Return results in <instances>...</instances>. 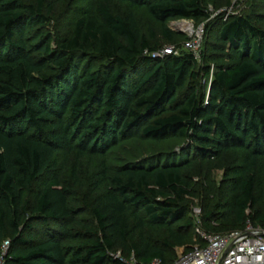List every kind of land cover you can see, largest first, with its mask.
Instances as JSON below:
<instances>
[{
	"label": "trees",
	"instance_id": "16d2710c",
	"mask_svg": "<svg viewBox=\"0 0 264 264\" xmlns=\"http://www.w3.org/2000/svg\"><path fill=\"white\" fill-rule=\"evenodd\" d=\"M26 1L0 0V244L11 241L6 264H127L116 258L119 252L139 264H168V252L186 243L193 226L183 205L190 159L231 150H252L253 164L264 158V29L251 16L226 22L218 39L230 47L229 62L203 66L202 76L191 53L153 58L161 49L153 32L146 36L133 15H116L107 2L81 16L54 48L51 34L34 29L46 25L53 5ZM120 1L166 23L206 22L214 0ZM164 34L173 42L170 30ZM210 77L209 93L199 94L201 79ZM141 127L149 139L179 136L189 145L179 157L125 165L113 179L117 194H99L87 206L92 222L74 220L70 192L52 173L57 153L100 136L103 143L92 152L104 155ZM249 171L232 185L229 205L237 223L258 203ZM128 205L177 231L159 246L132 243ZM250 218L264 226L263 215ZM228 230L207 226L209 233Z\"/></svg>",
	"mask_w": 264,
	"mask_h": 264
},
{
	"label": "rangeland",
	"instance_id": "374dc122",
	"mask_svg": "<svg viewBox=\"0 0 264 264\" xmlns=\"http://www.w3.org/2000/svg\"><path fill=\"white\" fill-rule=\"evenodd\" d=\"M26 2L35 4L36 0H27ZM105 2L109 4L112 12L116 15L123 18L133 15L142 33L146 36H150V33L153 32L155 43L161 47L160 51L168 50L170 46L182 48L192 35L193 29L204 26L202 43L199 48L200 57L197 59L201 68H196V71L202 72V76L203 66L214 68L218 64L229 62L230 47L222 45L218 39L220 30L226 22L237 16H251L254 25L264 29V0H214L206 6L209 14V20L206 22L172 19L166 23L154 20L145 8H136L130 3L120 0H50L53 12L51 15L47 14L49 21L46 25L34 29L40 34L45 32L51 34L53 47L56 48L69 36L75 22L81 16L96 14L99 5ZM166 29L172 32L173 42L166 39L164 34ZM27 33H30L29 30ZM34 37L32 36L28 40L29 44L35 43ZM34 55L37 56V54ZM99 67L97 64V68ZM211 80V77L207 81L201 79L197 88L199 94L209 93ZM142 128L135 130L127 139L118 141L104 155L92 152L103 143L100 136L94 141L87 139L85 143L80 144L81 147H77L71 152L57 153L55 157L56 170L52 173L59 177L61 188H68L70 192L69 204L71 209L76 212L72 217L74 220L92 222V215L87 206L99 194L105 196L108 191L117 194L118 189L115 188L113 179L117 171L125 165L144 160H146L145 162H149V160L161 161L175 158V156L179 157L183 153V149L189 145L185 139L179 136H170L162 140L149 139L142 135ZM190 160V165L183 171L190 192L183 201V205L186 208L185 221H190L193 226L189 235L186 236V243L182 246H174L168 252L166 257L168 264L190 248L203 244L202 234L208 233L207 226L221 230L227 225L228 231L241 230L247 227L248 223L257 224L253 218H250L252 214L255 213V217L257 215L264 216V158L256 160L253 164L252 150H231L209 160L198 158ZM249 170L253 172L256 181L258 203L248 211L243 223H237L229 205L233 195L232 185L240 177L239 173ZM102 172L106 173L105 180L100 177ZM209 214L211 216L208 217ZM127 215L130 240L135 244L159 246L162 241L170 237L172 230L177 231L176 225L168 227L152 222L142 207L128 205ZM179 236L184 235L179 234ZM67 245L69 243H66ZM118 254L128 263H132V257L125 256L123 252Z\"/></svg>",
	"mask_w": 264,
	"mask_h": 264
},
{
	"label": "built area",
	"instance_id": "2783aa9c",
	"mask_svg": "<svg viewBox=\"0 0 264 264\" xmlns=\"http://www.w3.org/2000/svg\"><path fill=\"white\" fill-rule=\"evenodd\" d=\"M204 26L193 29L192 35L182 48L170 46V49L155 52L153 58L165 56H181L191 53L196 59L200 57L201 38ZM203 244L196 245L183 253L170 264H264V226L251 225L241 230L223 233L202 234ZM11 241L4 240L0 244V264H6V257L10 251ZM116 258L127 264H139L135 257L128 263L121 255ZM149 264H163L154 260Z\"/></svg>",
	"mask_w": 264,
	"mask_h": 264
}]
</instances>
